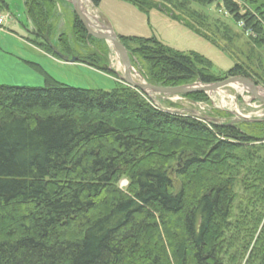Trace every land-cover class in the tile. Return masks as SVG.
I'll use <instances>...</instances> for the list:
<instances>
[{
    "label": "trees",
    "instance_id": "16d2710c",
    "mask_svg": "<svg viewBox=\"0 0 264 264\" xmlns=\"http://www.w3.org/2000/svg\"><path fill=\"white\" fill-rule=\"evenodd\" d=\"M192 1L242 22L264 63V0ZM118 37L150 83L220 80L200 53ZM262 131L164 110L122 83L0 84V264H264Z\"/></svg>",
    "mask_w": 264,
    "mask_h": 264
},
{
    "label": "rangeland",
    "instance_id": "374dc122",
    "mask_svg": "<svg viewBox=\"0 0 264 264\" xmlns=\"http://www.w3.org/2000/svg\"><path fill=\"white\" fill-rule=\"evenodd\" d=\"M140 1L152 9H141L129 0H101L98 7L91 0H80V7L96 31L112 28L116 35L156 38L187 54L200 53L212 62L211 72L218 79L231 77L228 69L237 63L241 71L233 76L249 79L257 91L264 94L261 45L256 42L257 37L250 38L242 22L236 21L225 8L217 3L201 4L192 0ZM38 2L42 8L35 0L29 3L0 0V15L5 24L0 27V33L9 34V38L5 35L9 41L5 40L1 47L5 58L0 59V84L42 87L56 80L72 87L92 89L127 84L122 80L124 65L119 53L110 41L88 33L79 22L71 0ZM77 23H81L85 31ZM130 46L134 48L137 44L132 41ZM60 52L64 57L59 56ZM12 56L17 63L10 59ZM129 56L134 80L150 83L145 75L148 63L136 53ZM72 57L77 59L72 62ZM91 60L106 69L90 65ZM52 62L63 70L52 67ZM214 82L196 80L180 85ZM234 85L203 92L204 100L192 99L188 94L149 92L148 96L155 106L164 110L219 124H235L247 132L262 134L264 103L248 91L240 93ZM127 184L126 179L120 182L122 187ZM237 189L240 191L239 186Z\"/></svg>",
    "mask_w": 264,
    "mask_h": 264
},
{
    "label": "water",
    "instance_id": "95a60500",
    "mask_svg": "<svg viewBox=\"0 0 264 264\" xmlns=\"http://www.w3.org/2000/svg\"><path fill=\"white\" fill-rule=\"evenodd\" d=\"M72 4L74 5V10L76 15L78 16L80 22L83 24V26L86 28L89 34L92 36L98 38V39H104L107 41H110L117 52L119 53L123 65H124V75L122 77V80L127 83L128 85L132 86L133 88H136L140 90L141 92L145 93H161V94H169V95H179V94H189L194 92H207L215 90L219 87L230 85V84H237L240 83L243 86L248 88L249 93H251L254 97L259 99L264 103V94H261L257 91V88L253 83L242 76H231L227 78H223L220 80L215 81L212 84H194V85H179V86H161V85H155L147 82H138L135 81L133 78L132 70H131V60L129 53L125 46L122 44L118 36L115 34L112 28H108L107 31H99L94 30L91 28V25L89 23V20L83 13L81 7H80V0H71ZM61 57H64L62 53H59ZM77 57H72L71 61H75Z\"/></svg>",
    "mask_w": 264,
    "mask_h": 264
},
{
    "label": "crops",
    "instance_id": "0c3cea01",
    "mask_svg": "<svg viewBox=\"0 0 264 264\" xmlns=\"http://www.w3.org/2000/svg\"><path fill=\"white\" fill-rule=\"evenodd\" d=\"M1 27V26H0ZM5 31V30H4ZM15 32H16V30H15ZM3 33H0V37H4L2 40L0 39V56H2L3 58H0V59H4L5 58V56H4V52H3V49L1 48L2 46H4L5 44H3L2 45V43L3 42H5V40H8L9 41V39H7L6 37H5V35H7V37L9 38V34H3ZM11 35V34H10ZM15 37V36H14ZM2 41V42H1ZM6 43H8L7 41H6ZM15 57V56H14ZM10 59H14L15 60V62L17 63V60L15 59V58H13V56L12 57H10ZM51 66L52 67H56L57 69H59V70H63V68L62 67H58V66H56L53 62H52V64H51ZM111 85V84H110ZM111 87V86H110ZM109 87V88H110ZM109 88H106V89H109Z\"/></svg>",
    "mask_w": 264,
    "mask_h": 264
},
{
    "label": "bare ground",
    "instance_id": "6f19581e",
    "mask_svg": "<svg viewBox=\"0 0 264 264\" xmlns=\"http://www.w3.org/2000/svg\"><path fill=\"white\" fill-rule=\"evenodd\" d=\"M234 87L239 91L240 93H243V91H248V88L239 84H235ZM249 92V91H248Z\"/></svg>",
    "mask_w": 264,
    "mask_h": 264
},
{
    "label": "built area",
    "instance_id": "2783aa9c",
    "mask_svg": "<svg viewBox=\"0 0 264 264\" xmlns=\"http://www.w3.org/2000/svg\"><path fill=\"white\" fill-rule=\"evenodd\" d=\"M3 21H4V18H1V17H0V23H2Z\"/></svg>",
    "mask_w": 264,
    "mask_h": 264
}]
</instances>
